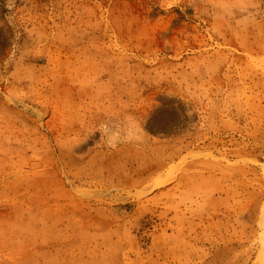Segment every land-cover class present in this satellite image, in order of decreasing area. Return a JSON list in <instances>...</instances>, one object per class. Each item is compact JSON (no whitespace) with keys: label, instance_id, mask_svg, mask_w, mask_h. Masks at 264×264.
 Returning <instances> with one entry per match:
<instances>
[{"label":"rangeland","instance_id":"rangeland-1","mask_svg":"<svg viewBox=\"0 0 264 264\" xmlns=\"http://www.w3.org/2000/svg\"><path fill=\"white\" fill-rule=\"evenodd\" d=\"M0 264H264V0H0Z\"/></svg>","mask_w":264,"mask_h":264}]
</instances>
